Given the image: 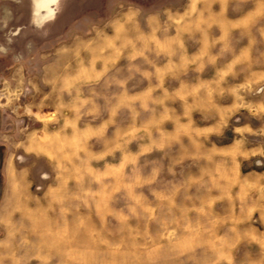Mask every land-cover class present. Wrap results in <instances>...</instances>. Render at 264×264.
Wrapping results in <instances>:
<instances>
[{"label": "rangeland", "instance_id": "1", "mask_svg": "<svg viewBox=\"0 0 264 264\" xmlns=\"http://www.w3.org/2000/svg\"><path fill=\"white\" fill-rule=\"evenodd\" d=\"M0 0V264H264V0Z\"/></svg>", "mask_w": 264, "mask_h": 264}, {"label": "bare ground", "instance_id": "2", "mask_svg": "<svg viewBox=\"0 0 264 264\" xmlns=\"http://www.w3.org/2000/svg\"><path fill=\"white\" fill-rule=\"evenodd\" d=\"M55 0H33V14L37 23L50 18Z\"/></svg>", "mask_w": 264, "mask_h": 264}]
</instances>
